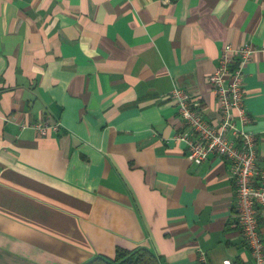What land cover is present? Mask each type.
I'll use <instances>...</instances> for the list:
<instances>
[{"label": "crops", "instance_id": "obj_1", "mask_svg": "<svg viewBox=\"0 0 264 264\" xmlns=\"http://www.w3.org/2000/svg\"><path fill=\"white\" fill-rule=\"evenodd\" d=\"M264 165V0H0V264L250 260L229 164L186 159L179 88L211 124L225 47ZM58 125L40 136L34 125ZM264 247V213L259 217Z\"/></svg>", "mask_w": 264, "mask_h": 264}, {"label": "built area", "instance_id": "obj_2", "mask_svg": "<svg viewBox=\"0 0 264 264\" xmlns=\"http://www.w3.org/2000/svg\"><path fill=\"white\" fill-rule=\"evenodd\" d=\"M254 51L247 45L240 49L225 47L220 51L218 65L208 79L220 115L216 124L203 118L188 92L173 88L166 95L174 101L177 115L185 127L173 139L185 146L186 159L201 165L214 156L229 164L236 222L250 254V260L241 264H264V247L259 232V217L264 213V165L259 162L254 136L246 130L250 117L243 90V68ZM58 128V125H34L40 136ZM200 259L207 264L204 257ZM221 264L235 263L224 259Z\"/></svg>", "mask_w": 264, "mask_h": 264}, {"label": "trees", "instance_id": "obj_3", "mask_svg": "<svg viewBox=\"0 0 264 264\" xmlns=\"http://www.w3.org/2000/svg\"><path fill=\"white\" fill-rule=\"evenodd\" d=\"M85 264H160L157 256L150 250L139 247L132 251L116 250L114 259L97 256Z\"/></svg>", "mask_w": 264, "mask_h": 264}]
</instances>
